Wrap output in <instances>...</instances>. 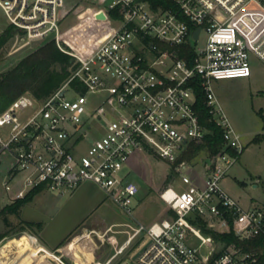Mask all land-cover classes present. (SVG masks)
<instances>
[{
    "label": "built area",
    "instance_id": "built-area-1",
    "mask_svg": "<svg viewBox=\"0 0 264 264\" xmlns=\"http://www.w3.org/2000/svg\"><path fill=\"white\" fill-rule=\"evenodd\" d=\"M72 1L0 0V13L22 47L55 41L75 63L57 92L43 100L23 94L0 113L5 197L13 203L38 187L64 195L94 183L132 220L121 224L127 230L112 225L107 238L115 253L106 264L143 239L129 264L149 242L135 264H258V250L227 245L203 228L234 232L245 243L264 238V205L246 206L223 185L246 144L214 86L250 78L256 62L264 65V0H92L100 39L93 34L86 46L62 27ZM101 13L105 20L97 18ZM185 47L191 54L182 57ZM196 85L210 121L223 130L224 145L208 156L201 175L192 176L181 159L212 133L195 107ZM93 95L103 97L95 107ZM142 152L176 166L185 186L162 193L169 214L152 225L135 215L141 188L130 173ZM117 234L127 239L120 243Z\"/></svg>",
    "mask_w": 264,
    "mask_h": 264
},
{
    "label": "rangeland",
    "instance_id": "rangeland-1",
    "mask_svg": "<svg viewBox=\"0 0 264 264\" xmlns=\"http://www.w3.org/2000/svg\"><path fill=\"white\" fill-rule=\"evenodd\" d=\"M68 9L69 12L63 19L62 27L67 32L69 39L86 46L87 39H90L93 34H97L95 42L98 41L100 39L98 32L101 29L92 23V15L98 8L92 0H74L68 5ZM8 27L6 17L0 13V36L6 32ZM23 43L16 36L3 48L4 55L0 63V75L46 42H36L22 47ZM214 86L227 115L246 144L240 160L231 168L223 185L244 205L262 206L264 205V65L261 62H256L253 75L250 78L215 81ZM67 96L74 98L76 94L69 92ZM102 100V96H90L93 107ZM103 134L102 130L100 134L96 133V136ZM207 158L208 154L202 153L196 161L188 163L189 168L186 173L192 176L201 175ZM133 164L136 165L135 171L130 173V178L137 182L141 188V192L136 198L135 215L146 225L161 222L169 214V206L162 199V193L171 186H175L178 190L185 188L180 179V172L176 166L168 165L152 152L137 154L133 159ZM3 174L4 171L0 170V179ZM87 192L90 197L97 200L105 198L106 202L98 211L86 215L85 220L68 238L64 247H76L77 251L81 255L89 257L90 261L92 251H95L96 261H104L115 253L114 246L107 238L112 234V225L132 223V220L123 215L99 187L90 186L87 188ZM38 195L34 198V202L24 206L20 216L9 215L10 228L5 226L3 219H0V231L10 229L9 236L0 242V264L9 258L15 259L20 255V249L16 246V242L20 239L23 240L25 236L29 237L26 239L28 249H32L30 235L34 236L37 231L29 228L24 231L23 222L31 219L46 221L47 232L52 234L54 240L59 239L64 234L63 230L67 229L76 217L78 205L83 202L80 198L75 196L74 198L72 192L60 196L55 192L45 190ZM10 203L11 201L5 197L0 186V208ZM127 229L123 225L114 227V230ZM117 237L120 243L127 239L125 234H117ZM11 240L14 242L12 248H10V244L4 247ZM144 241L145 239L140 242L139 246L136 244L131 247L112 264H129L130 255ZM78 252L74 257H77L81 264H88ZM64 254L61 252L50 254L44 253V251L41 253L51 264H75L74 257ZM35 255L40 256V253Z\"/></svg>",
    "mask_w": 264,
    "mask_h": 264
},
{
    "label": "trees",
    "instance_id": "trees-1",
    "mask_svg": "<svg viewBox=\"0 0 264 264\" xmlns=\"http://www.w3.org/2000/svg\"><path fill=\"white\" fill-rule=\"evenodd\" d=\"M15 34L16 30L9 26L6 32L0 36V63L4 55L3 48L15 37ZM190 54L188 47H185L181 55L183 57ZM74 69L75 63L72 56L64 53L55 41L46 42L0 75V113L7 109L19 96L26 93L31 94L38 100L48 98L71 78ZM199 81L197 80V82ZM76 82L74 81L73 84H77ZM195 92L197 96L195 107L201 116L202 122L212 133L206 137L204 142L193 143L190 146L181 159V161L187 163L196 161L205 152L208 156L216 155L223 149L224 145L223 130L218 124L210 121L209 110L205 103V94L200 85L195 86ZM42 191H44L42 187L35 188L24 198L0 208V219H3L5 226L9 228L11 226L9 215L20 216L22 208L32 202ZM23 225L24 231L28 228L31 230L34 227L41 228L40 223L23 222ZM9 231L10 229L0 231V242L9 236ZM203 231L212 234L216 239L224 241L227 245H244L246 250H258L260 253L258 264H264V238L260 237L257 240L245 243L239 241L234 232L221 234L206 228H203ZM33 237L37 239L35 236ZM137 245L139 246L140 242Z\"/></svg>",
    "mask_w": 264,
    "mask_h": 264
},
{
    "label": "crops",
    "instance_id": "crops-1",
    "mask_svg": "<svg viewBox=\"0 0 264 264\" xmlns=\"http://www.w3.org/2000/svg\"><path fill=\"white\" fill-rule=\"evenodd\" d=\"M90 186H97V185H95L94 183H91V182H87V183L79 186L75 190L70 191V192H72V196L73 197L75 196L76 198H80L83 202L78 205V208H77V211H76L77 212L76 213V217L72 221L73 224L71 223V225L67 229L63 230L64 234L61 235V237H59V239H55L54 240L53 236H51L52 234H49L47 232L48 225H47L46 221H43V220L42 221L41 220L38 221V220H34V219H31L29 221L27 220V222H33V223H40L41 224V228L34 227V229L37 231V233H34V236L39 241L37 239H35L33 237V235L31 236L29 234L30 235V240L32 239L30 242L33 245V247L30 246V247H32V249L29 250L27 245H26V239H29V237L25 236L23 238V243L25 244V247L27 248V255L26 256L19 255L15 259L9 258L7 261L5 260L4 262L17 260V262L15 264H35L36 261L39 260L38 262L41 263V264H51L44 255H41V253L43 251H44V253H50V254L51 253H60L61 252L63 254L66 253L64 255H70L71 257L77 256V255H75V253L77 254V252H78L76 247H74V246L73 247H64V246H66L65 243L68 241V238L79 228L78 226L80 224H82V222L85 220L86 215H89L92 212L98 211L101 208V206L106 202L105 198H104V200H103V198H101L100 200L99 199L97 200L96 198L90 197L87 194L88 193L87 192V188H89ZM64 195H60V196H64ZM23 209H24V207L22 208V210ZM15 239H17V238H15ZM12 241L13 240H11L8 244H5L4 247H6L7 245L10 244V248H12V246L14 244V242H12ZM91 250H93V249H91ZM5 252H6V248H5ZM37 253H40V256L39 255L38 256L35 255ZM81 256L87 261L88 264H94V263H97V262L101 263V264H106L113 255L107 257L106 260H104V261H102V260L96 261L97 257L95 256V251H92V259H91V261H90L89 257L83 256V255H81ZM2 257L5 258V256H2ZM74 261H75V264H81V262L79 261V259L77 257H74ZM4 262L2 264H4Z\"/></svg>",
    "mask_w": 264,
    "mask_h": 264
},
{
    "label": "bare ground",
    "instance_id": "bare-ground-1",
    "mask_svg": "<svg viewBox=\"0 0 264 264\" xmlns=\"http://www.w3.org/2000/svg\"><path fill=\"white\" fill-rule=\"evenodd\" d=\"M16 246L20 249V255H23V256L27 255V248L25 247V244L23 243L22 239L17 241ZM38 261H36L35 264H41ZM16 262H17V260H12V261H8V262H4V264H15Z\"/></svg>",
    "mask_w": 264,
    "mask_h": 264
},
{
    "label": "water",
    "instance_id": "water-1",
    "mask_svg": "<svg viewBox=\"0 0 264 264\" xmlns=\"http://www.w3.org/2000/svg\"><path fill=\"white\" fill-rule=\"evenodd\" d=\"M140 1H145V0H140ZM98 19H101V20H105L106 19V16L104 13H101L97 16ZM199 30L196 32V35L199 34ZM150 242L148 244H146L145 246H143L140 250H138L134 256L132 257V260H133V264H135V260L145 251V249L149 246Z\"/></svg>",
    "mask_w": 264,
    "mask_h": 264
}]
</instances>
